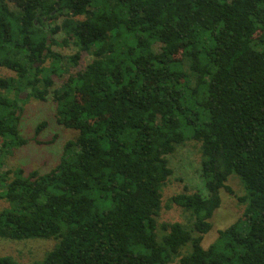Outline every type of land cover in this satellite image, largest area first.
<instances>
[{
  "label": "trees",
  "instance_id": "16d2710c",
  "mask_svg": "<svg viewBox=\"0 0 264 264\" xmlns=\"http://www.w3.org/2000/svg\"><path fill=\"white\" fill-rule=\"evenodd\" d=\"M61 34L77 52L53 50ZM84 51L92 61L53 90L59 123L79 133L50 171L0 174V238L58 240L31 264H264V0H0V67L16 73L0 75L16 94L0 93V150L27 142L19 93L44 99L54 84L56 66L36 64L76 65ZM188 137L205 191L172 197L192 229L163 222L159 233L168 155ZM233 174L243 215L205 248Z\"/></svg>",
  "mask_w": 264,
  "mask_h": 264
},
{
  "label": "rangeland",
  "instance_id": "374dc122",
  "mask_svg": "<svg viewBox=\"0 0 264 264\" xmlns=\"http://www.w3.org/2000/svg\"><path fill=\"white\" fill-rule=\"evenodd\" d=\"M62 17L57 19L61 22ZM49 44H51V34H49ZM64 35L56 36V43L52 46L53 50L58 51L66 56L78 51L71 41L64 43ZM91 52L84 51L81 53L78 64H73L68 59L63 58L55 62L54 59L48 58L44 63H37V66L43 68H53L56 66L57 72L52 73L54 84L49 87V93L44 99L29 94L28 90H23L19 94L24 101L19 102L21 109L17 112L19 116V130L21 135L27 139V142L19 147L10 150H0V174L10 172V169L22 167L25 173L33 170H39L41 173L50 171L57 163L64 151L65 143L70 139H75L78 130L66 127L59 123L57 119V101L53 97V90L62 86L63 82L70 74L77 72L87 66L92 61ZM185 70L189 72V65L185 63ZM45 72L40 73L43 77ZM1 76H15L16 73L6 67H0ZM43 87V86H42ZM0 93L15 98L14 91L1 89ZM45 122L41 131L36 133L38 124ZM2 138L0 137V145ZM169 164L173 169L172 174L163 183L161 187L162 202L161 208L156 216L158 222L157 231L161 233L163 222H182L186 227L193 228L194 215L172 201V197L182 192H193L204 190V180L202 177V152L201 146L194 138L188 137L185 142L179 145L176 150L168 155ZM12 176L10 172L9 177ZM227 184L232 187L234 194L226 189L220 190L221 205L215 210L212 218V228L204 235L202 245L207 248L214 242L219 234L220 229H224L233 222L241 219L246 203L239 201L238 196L245 194L244 185L240 177L233 174L229 177ZM205 191V190H204ZM4 198H0V210L8 206ZM196 231H194L195 233ZM56 238H35L28 240H11L0 238V255H12L15 259L23 264H31L42 259L47 251L51 250L57 243ZM191 249L186 245L182 249V254ZM175 262L179 258L174 259Z\"/></svg>",
  "mask_w": 264,
  "mask_h": 264
},
{
  "label": "water",
  "instance_id": "95a60500",
  "mask_svg": "<svg viewBox=\"0 0 264 264\" xmlns=\"http://www.w3.org/2000/svg\"><path fill=\"white\" fill-rule=\"evenodd\" d=\"M48 37H50V35H48Z\"/></svg>",
  "mask_w": 264,
  "mask_h": 264
},
{
  "label": "flooded vegetation",
  "instance_id": "af4514ba",
  "mask_svg": "<svg viewBox=\"0 0 264 264\" xmlns=\"http://www.w3.org/2000/svg\"><path fill=\"white\" fill-rule=\"evenodd\" d=\"M18 113V112H17Z\"/></svg>",
  "mask_w": 264,
  "mask_h": 264
}]
</instances>
